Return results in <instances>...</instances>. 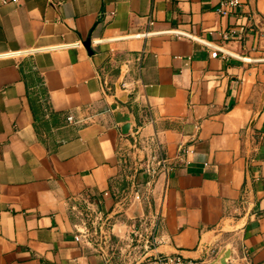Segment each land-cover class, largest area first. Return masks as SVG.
<instances>
[{
  "label": "crops",
  "instance_id": "0c3cea01",
  "mask_svg": "<svg viewBox=\"0 0 264 264\" xmlns=\"http://www.w3.org/2000/svg\"><path fill=\"white\" fill-rule=\"evenodd\" d=\"M224 1L0 0V264H264V0ZM135 132L175 167L122 206Z\"/></svg>",
  "mask_w": 264,
  "mask_h": 264
},
{
  "label": "built area",
  "instance_id": "2783aa9c",
  "mask_svg": "<svg viewBox=\"0 0 264 264\" xmlns=\"http://www.w3.org/2000/svg\"><path fill=\"white\" fill-rule=\"evenodd\" d=\"M242 3V0L224 1L220 4L218 12L222 15H226L229 10L240 7ZM69 122H74V119L69 117ZM133 137L134 142L131 150H120L122 165L127 171L126 178L130 179V177H133L131 179L130 190L123 191L121 194V199L118 204L122 206L129 203L131 198H134L136 201H142L144 199V196L139 190V181L137 178L140 174L146 173L151 177L152 181H155L160 176H167L173 167H175L174 164L169 162V159L162 148V144L156 138H140L138 132H135ZM192 154H194V150L190 147L184 145L180 146L178 154L179 158ZM160 216L161 215L158 212L153 213V215L150 216V229L146 235V242L149 247H153L157 243L156 234L160 226ZM93 226V231L97 236L102 237V240L104 241L109 239L108 222L93 224ZM148 264L199 263L180 255H165L152 258ZM227 264H251L250 255L248 252L244 251L234 260V262L231 263V261L227 260Z\"/></svg>",
  "mask_w": 264,
  "mask_h": 264
},
{
  "label": "water",
  "instance_id": "95a60500",
  "mask_svg": "<svg viewBox=\"0 0 264 264\" xmlns=\"http://www.w3.org/2000/svg\"><path fill=\"white\" fill-rule=\"evenodd\" d=\"M229 258V252H226L224 256L221 258V260L217 264H227V260Z\"/></svg>",
  "mask_w": 264,
  "mask_h": 264
}]
</instances>
